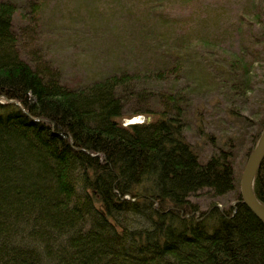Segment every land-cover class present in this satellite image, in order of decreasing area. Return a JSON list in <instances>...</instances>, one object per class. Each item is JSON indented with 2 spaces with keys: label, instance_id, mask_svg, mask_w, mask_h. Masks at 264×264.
<instances>
[{
  "label": "trees",
  "instance_id": "16d2710c",
  "mask_svg": "<svg viewBox=\"0 0 264 264\" xmlns=\"http://www.w3.org/2000/svg\"><path fill=\"white\" fill-rule=\"evenodd\" d=\"M250 1L239 25L253 32L258 24L262 32L251 36V52L216 69L220 90L244 104L259 69L264 83V0ZM158 8L151 13L161 15ZM15 12L0 1V264H264V226L240 195L230 209L211 201L201 211L191 200L236 191L233 150L245 140L211 139L214 153L202 161L185 136L187 87L152 86L186 63V84L198 70L206 77L217 66L214 45L206 41L200 56L191 43L178 48L166 74L121 73L72 87L19 57ZM40 13L36 5L29 20L38 23ZM130 98L163 108L124 126ZM234 102L229 116L254 128L248 157L264 128V97L250 111L252 121ZM253 192L264 206V160Z\"/></svg>",
  "mask_w": 264,
  "mask_h": 264
},
{
  "label": "rangeland",
  "instance_id": "374dc122",
  "mask_svg": "<svg viewBox=\"0 0 264 264\" xmlns=\"http://www.w3.org/2000/svg\"><path fill=\"white\" fill-rule=\"evenodd\" d=\"M0 1L10 2L16 8L12 23L18 35L19 57L39 72L54 74L61 83L72 87L86 86L121 73L141 75L147 70H165L166 74L174 65L172 61L178 48L191 43L195 55L200 56L207 50L206 41L213 44L212 59L217 66L206 69V77L198 70L186 84L184 77L191 71L186 63L185 68L175 77L171 76L168 82H153L152 86L160 92L187 87L185 95L189 105L184 114L185 136L197 148L202 161L214 153L211 139L223 142L224 137L230 136L245 140L244 148L236 146L233 150L238 181L236 191L214 200L205 193L191 199L201 211L206 210L211 201L220 209L235 205L248 158L243 153L250 145L254 128L243 123L242 118H231L226 108L236 100L234 103L240 105V113L252 121L250 111H257V102L264 97L263 71H257L250 103L244 104V98L235 99L227 89L220 90L223 78L216 69H222L221 64L228 68L235 56H241L245 49L251 52L254 47L251 36L262 32L258 24L253 26L256 28L253 32L239 25L241 13L250 9V0ZM36 5H41L40 20L33 23L29 19ZM157 6L161 15L151 13ZM129 100L123 108V121L138 116L147 119L163 108L154 100ZM143 111L155 113L138 115ZM250 125L253 124L250 122Z\"/></svg>",
  "mask_w": 264,
  "mask_h": 264
},
{
  "label": "water",
  "instance_id": "95a60500",
  "mask_svg": "<svg viewBox=\"0 0 264 264\" xmlns=\"http://www.w3.org/2000/svg\"><path fill=\"white\" fill-rule=\"evenodd\" d=\"M142 116L133 117L123 122L124 126L140 123ZM150 119L148 118L147 121ZM264 160V128L253 151L249 154L239 182L240 197L243 204L264 226V206L253 192V182L257 171Z\"/></svg>",
  "mask_w": 264,
  "mask_h": 264
}]
</instances>
